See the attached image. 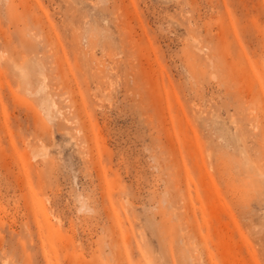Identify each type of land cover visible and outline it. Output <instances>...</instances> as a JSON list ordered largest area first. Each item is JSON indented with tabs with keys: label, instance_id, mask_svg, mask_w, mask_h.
I'll list each match as a JSON object with an SVG mask.
<instances>
[{
	"label": "rangeland",
	"instance_id": "obj_1",
	"mask_svg": "<svg viewBox=\"0 0 264 264\" xmlns=\"http://www.w3.org/2000/svg\"><path fill=\"white\" fill-rule=\"evenodd\" d=\"M0 264H264V0H0Z\"/></svg>",
	"mask_w": 264,
	"mask_h": 264
},
{
	"label": "bare ground",
	"instance_id": "obj_2",
	"mask_svg": "<svg viewBox=\"0 0 264 264\" xmlns=\"http://www.w3.org/2000/svg\"><path fill=\"white\" fill-rule=\"evenodd\" d=\"M60 113H61V110H60Z\"/></svg>",
	"mask_w": 264,
	"mask_h": 264
}]
</instances>
